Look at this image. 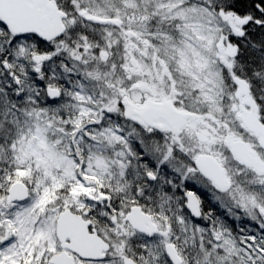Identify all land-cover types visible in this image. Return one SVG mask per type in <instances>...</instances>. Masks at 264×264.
Masks as SVG:
<instances>
[{"label": "snow or ice", "instance_id": "snow-or-ice-1", "mask_svg": "<svg viewBox=\"0 0 264 264\" xmlns=\"http://www.w3.org/2000/svg\"><path fill=\"white\" fill-rule=\"evenodd\" d=\"M0 264H264V0H0Z\"/></svg>", "mask_w": 264, "mask_h": 264}]
</instances>
